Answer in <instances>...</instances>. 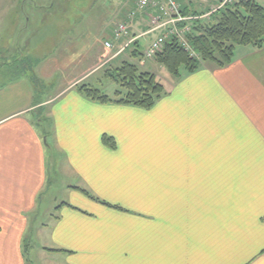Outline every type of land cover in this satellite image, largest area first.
<instances>
[{"label":"crops","instance_id":"1","mask_svg":"<svg viewBox=\"0 0 264 264\" xmlns=\"http://www.w3.org/2000/svg\"><path fill=\"white\" fill-rule=\"evenodd\" d=\"M173 1L203 16L221 0H153L148 10L126 0L116 13L134 12L131 35L112 49V23L98 38L81 16L61 18L56 1L35 6L38 24L58 16L61 37L49 54H30L42 96L25 69L0 87V264H264V46H237L223 67L203 63L149 108L80 89L136 63L134 45L122 48L149 31L150 16L170 17ZM57 170L71 178L65 199L32 230L31 218L52 207ZM28 231L41 239L33 261Z\"/></svg>","mask_w":264,"mask_h":264},{"label":"rangeland","instance_id":"2","mask_svg":"<svg viewBox=\"0 0 264 264\" xmlns=\"http://www.w3.org/2000/svg\"><path fill=\"white\" fill-rule=\"evenodd\" d=\"M18 1L25 2V5L24 3L19 4ZM53 1L59 3V9L55 12L60 13L61 18L66 20V18H70V15L81 16L83 18V25L81 27L98 38H102L100 34L105 31L108 24L112 23L113 28L115 27V23L118 20L116 13L117 9L126 2V0H69L76 6V8L65 10L60 4L66 0H0V87L4 85L5 79L13 78L14 76L18 77L20 75V69H25L26 75L30 77V80L32 81L34 78L33 84L38 85L40 90L38 94L43 95L42 88H44V82L38 78L36 80L33 73H31L40 59L39 56H31L30 54H49L57 49L58 42L55 40V37H61V31L60 28H57L56 26L57 22L55 21V17H58L56 14H48L45 23L38 24L42 12L39 10L34 12V10H36L35 6L37 5H49ZM257 1L264 5V0ZM213 10L214 9L210 11ZM29 16H31V25H28L26 22ZM202 20L207 22L209 19L208 17H205ZM60 25L61 24L59 23V27ZM37 27L40 29V33L33 36V32ZM70 29L73 31L74 27ZM139 29L141 31L142 28L139 27ZM108 30H110V28ZM31 37H33V41L30 43L27 38ZM170 37L178 40V37L175 34L169 35L167 38ZM147 40L149 41V36L140 40V49L142 52L147 49ZM186 41L189 43V47L184 46L181 41H179V43L186 50L192 51V46L190 45L188 37L186 38ZM134 61L142 70H149L155 73L158 81L165 85L166 90H168L169 86L177 79L165 66L159 64L155 58L146 59L139 57ZM182 71V73L186 72L184 69ZM24 75L25 73L23 76ZM55 84L58 86L61 84V81H56ZM99 87L104 93L108 94L113 99H116V90L120 89V86L109 77L105 79L103 83L99 84ZM49 91L50 93L55 92L54 89H50ZM0 92L2 91L0 90ZM37 113L38 118L42 119L45 117L42 112L37 111ZM49 123V120L44 118L42 122L43 129L49 127ZM51 155L52 154H50V157H52ZM52 178L51 189H49V193L46 195L47 204L50 203L49 205L52 207L48 211H44L40 215L31 218L34 222L32 230L36 229L39 221L41 223L48 222L51 213L54 212V210H52L54 208L53 206L57 205V202L60 203L65 199V184L70 182L69 179L71 178L64 175L61 170H57L52 175ZM40 240L41 239H39L35 232L28 231L27 244L30 245L32 243V248L30 250V258L32 261L34 258V252L37 250V245H39ZM29 261L31 262V260Z\"/></svg>","mask_w":264,"mask_h":264},{"label":"trees","instance_id":"3","mask_svg":"<svg viewBox=\"0 0 264 264\" xmlns=\"http://www.w3.org/2000/svg\"><path fill=\"white\" fill-rule=\"evenodd\" d=\"M214 15V16H213ZM212 16L214 17L212 19ZM188 39L192 51L186 50L176 38L166 40L163 49L155 60L165 66L178 80L183 75L199 69L203 63L211 61L219 67L230 64L235 58L239 45L264 46V5L256 0H238L211 15L204 22H192ZM139 42H135L132 55L140 56ZM186 72L182 73V70ZM107 76L113 79L120 89L116 99L111 98L100 88L82 85L80 89L88 97L101 101H116L149 108L167 90L158 81L155 73L142 70L136 63L123 60L117 67L110 68Z\"/></svg>","mask_w":264,"mask_h":264},{"label":"built area","instance_id":"4","mask_svg":"<svg viewBox=\"0 0 264 264\" xmlns=\"http://www.w3.org/2000/svg\"><path fill=\"white\" fill-rule=\"evenodd\" d=\"M172 1V0H171ZM238 0H221V2L214 8L213 11H217L229 4L234 3ZM135 4L140 10H148L151 5H153V0H135ZM176 2H172L171 6V16L167 19H164L162 16H150L151 27L149 31L143 34L136 35L129 39V41L122 48L121 52L125 50L130 44L134 43L142 36L149 35L151 33L157 32L156 37L150 42L148 49L145 52L146 59H153L158 52L163 49V46L166 42V38L169 35L175 34L178 37V40L182 42L184 46L189 47V43L186 41L188 33L191 32L192 25L188 22L190 20L194 21L200 18L209 17L211 13H208L203 16H185L181 14ZM134 12H131L126 19L117 20L115 23L114 33L112 37L105 41V45L108 49L114 48L115 42L120 40L125 36L130 35V30L132 29V19ZM182 24V25H180Z\"/></svg>","mask_w":264,"mask_h":264}]
</instances>
